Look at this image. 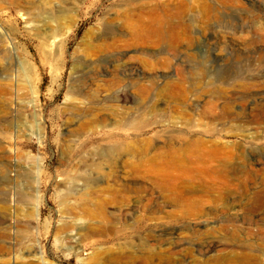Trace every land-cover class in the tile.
<instances>
[{
    "label": "rangeland",
    "instance_id": "374dc122",
    "mask_svg": "<svg viewBox=\"0 0 264 264\" xmlns=\"http://www.w3.org/2000/svg\"><path fill=\"white\" fill-rule=\"evenodd\" d=\"M155 17L162 20L163 41L157 37ZM135 27L148 30L149 36L138 39ZM143 82L158 88H151L146 103L136 90ZM1 85L12 92L0 93V109H8L0 114V244L12 242L4 234L6 226L12 236L33 226L32 236L25 233L24 246L39 247L49 264H110L105 257L101 263L90 259L93 249L138 243L167 230L164 237L171 242L183 240L176 260L191 264L197 257L218 264L210 258L219 251L201 257L195 243L235 231L256 245L263 242L259 228L264 226V206L259 203H264V120L251 109L256 102L264 105V0H0ZM246 86L253 88L245 91ZM149 107L160 111L152 116ZM192 135L217 141L218 148L233 144L244 150V159L229 160L241 171L236 178L214 175L225 186L223 196L204 204L205 214L197 217L182 213L186 206L170 204L151 180L133 175L116 145L124 137V142L141 137L151 138L156 146H182ZM94 186L124 189L128 199L108 209L129 213L130 221L116 225V236L90 234L85 242L79 213L84 200L99 202ZM21 192H34L37 205L21 200ZM207 192V186L191 180L179 188V195L196 200ZM4 198L10 200L9 210L3 209ZM31 208L33 217L28 219ZM154 208L164 210L155 214L162 219L145 221ZM230 218L234 226L227 225ZM62 220L69 222L65 232L59 231ZM189 227L200 231V240H194ZM78 243L81 250L70 258L58 250ZM232 248L238 254L248 252ZM9 257L4 255L7 262L0 264L23 263ZM173 260L155 258L154 263ZM223 264L242 263L230 258Z\"/></svg>",
    "mask_w": 264,
    "mask_h": 264
},
{
    "label": "bare ground",
    "instance_id": "6f19581e",
    "mask_svg": "<svg viewBox=\"0 0 264 264\" xmlns=\"http://www.w3.org/2000/svg\"><path fill=\"white\" fill-rule=\"evenodd\" d=\"M224 6H225V4H224ZM154 20L159 25V28L157 29V37L160 38V39L164 38L165 37V33H164V30L161 28L162 20H160L157 17H155ZM135 26H137V25H135ZM130 30H132V29H130ZM133 32L137 35V38L138 37H147V36H149L148 30H145V29H143L141 27L133 28ZM173 36H174L173 39L177 38V36H175V35H173ZM152 40H154V38ZM162 41H161V43H163ZM153 44H154V41H153ZM204 71H205V69H204ZM135 82H138V81H135ZM114 83H116V82H114ZM133 83L134 82H132L131 84H133ZM151 83L152 82H150V84ZM143 84H144V82L142 84H140V85L139 84L136 85V90L139 92L140 95H142L144 97L147 96L149 93L151 94V92H150L151 88H153L152 90H154V91L156 89H158V88H155L154 85L151 86V88H149V87H147V86H145ZM183 84H184V82H183ZM134 85L135 84H133V86ZM187 86H188V84H187ZM252 88L253 87H251V86H246L245 87V91H250ZM160 89H161V87H160ZM165 91H166V89H165ZM167 91L163 92V93H167ZM176 91H178V90H176ZM4 92H5V94L7 93L8 96H9L11 94V92H12V88L3 87V86L0 87V93H4ZM156 92H154V93H156ZM174 93H173V95H175ZM187 93H188V91H187ZM187 93H186V95H188ZM7 94H6V96H7ZM182 95L184 96V94H182ZM14 98H16V97H14ZM6 99H8V98H6ZM183 99H185V98H183ZM129 100H131V98ZM145 100H146V97H145V99L143 101L145 102ZM143 101H141V102L143 103ZM155 101H153V102H155ZM155 103H157V102H155ZM183 104H185V103H183ZM154 105L157 106L156 104H154ZM154 105L152 104V106H154ZM231 105H229V104L227 105V109L229 111H233V110H230V109H232ZM18 107H17V109H18ZM141 109H142V107H141ZM159 111H160V109H158V107H151V108L149 107L148 113L150 115H152V116H155V115L158 114ZM251 111H253L255 113V117L256 118H258L259 120L260 119L264 120V105L263 104H259L258 102H256L255 106L251 109ZM136 112H137V110H136ZM138 112H139V109H138ZM7 113H8V109L7 108L0 109V114H7ZM10 113H12V112L10 111ZM228 113L230 114V112H228ZM215 115H213V116H215ZM213 116H211V117H213ZM146 118H148V116ZM146 118H145V120H146ZM149 119H150V116H149ZM125 120H126V118H125ZM143 120H144V118H143ZM215 121H216V119H215ZM189 122H190L189 124L192 123V121H189ZM187 123H188V121H187ZM128 125H127V127H128ZM143 126H145V125L143 124ZM140 127L138 129H140ZM128 129H129V127H128ZM134 132H137V130L136 131L134 130ZM145 133H147V132H145ZM129 134L130 133H128V135ZM137 135H138V133H137ZM124 136H126V135H124ZM124 140H125V137H124V139L122 141L123 143L121 141H120L121 144L120 143H116L117 140H116L115 143H116V145L119 144L118 149H119L121 155H123L126 158H128L127 167L130 169V172L133 175H135V176H138V177H141V178H145V179H149L154 184H157L158 187L162 191H164L166 193L165 194L166 195L165 198L167 199V201L170 204L176 205V206H180V207L186 206L187 209L181 210V211H182V213H184L183 211H185V213L188 214V216H196V215H200L201 216V215L205 214V208L202 207L204 204H206V203L211 204L214 201L219 200V199L222 198V196H223V191L222 190L225 188V186L219 185L218 183H216L214 175L215 174H221L223 177H226V176H232V174H233L235 176V178H236V176L238 175V172H241V171H239V168H237V170H236L235 167L229 165V160L230 159H235V160L238 161V160L244 159V154H243L244 150H242L240 148V146L237 147V145H236V147H231L233 144L232 145L229 144V145H225V147H219L218 148V147H216V145H214V144L217 143V141L216 142H214V141H206L205 139H203L201 137H194L193 135L191 137H189L187 139V141H184L182 146H176V145H173V143L172 144L171 143H167L166 145H162V146L158 145V146H156V144L155 145L153 144V141L151 140V138H141L140 137V138H137L135 141H131V140L128 141V139H127V141H125V142H124ZM209 143H211V145H209ZM117 155H120V154H117ZM109 156L111 157V155H109ZM248 168L250 169V167H248ZM241 169H243V168H241ZM100 170L101 169H99V172H100ZM246 171L249 172V170H246ZM91 176H94V174L91 175ZM89 177H90V175H89ZM115 180H116V177H115ZM186 180H191V181L197 182V183L203 185L205 188L207 186V188H208L207 196L203 200H200V199L196 200V199H192V198H185V197L179 195V188L181 187V185ZM204 180L208 182V185L204 184ZM92 181H91V183H92ZM91 183L89 182L88 186H90ZM95 183H96V181L93 184H95ZM227 186H228V184H227ZM19 190H21V189H19ZM122 191H124V189L122 190V189H119V188L113 187V186H106L103 189H101V188L100 189H96L95 186L92 187L93 195L99 198V202H96V204L93 205V204L89 203V201L84 200L83 203H81V205H82L81 207L83 208L82 209L83 210L82 213L76 212V214L77 213L80 214L79 215V217H80L79 219H81V220H79V221L84 222L83 224L81 222H79V221H78L79 224L76 222V224L80 225V223H81V225H82V226H79L80 227L79 228L80 231L81 230L82 231L85 230V233H84L85 235L84 234L82 235L83 241L86 242V240L90 237V234H92L93 236H97V235H99V234L101 235L103 233H105V234L106 233H110V234H113V236H116V235H114L115 234L114 232H115V228H116L117 224H125V225L127 224L128 225V223L130 221V217H128L129 213L128 214L127 213L126 214H122V215L120 213V215H117L118 213L116 214L114 212L109 211V209H108L109 206H115V204H118L120 202V199L121 200L123 198L125 200L128 199V197H126V195L125 196L123 195ZM2 192L3 191H1V193ZM127 192H131V191H127ZM33 193H28V192L27 193H24V192L22 193L21 192L19 194V196H20L21 200H24V201L28 202L31 205H37V204H34L36 202H35V197L33 196ZM62 193H61V195H62ZM259 194H261V192ZM5 196H7V195H5ZM2 200H4V205L1 204L3 206V209L9 210L10 206L8 204H9L10 200L8 198H4ZM146 200H148L149 203L152 201L151 198H146ZM149 203H147V204L149 205ZM259 204L260 205L262 204V207L264 206V203H259ZM33 208L36 209V207H33ZM33 208H31L32 212L29 215H27L28 219H31L33 217V215H31V214L34 213V209ZM225 209H227V207H225ZM150 211H152L150 213H153V214H150V215L148 214V216L146 215L147 217L145 216L146 218H144L145 221L156 222V221L162 219L159 216H155V214L164 212L163 209L154 208V209H152ZM184 214L182 216H184ZM171 215L167 214V216H169V218H170ZM73 216H75V214ZM143 216L144 215H142L140 217V219L143 220V218H142ZM66 217H67V219H70V220L73 219L70 216H66ZM131 219H132L133 222L137 223L136 222L137 221L136 217L131 216ZM63 220H62V222H63ZM74 220H75V218H74ZM170 220H172V219L170 218ZM176 220H178V219H176ZM234 221L235 220L233 218L227 219V223H228L227 225L228 226L229 225L234 226V223H235ZM61 223L59 225H61ZM248 224L251 225V226L253 225L252 222H249ZM68 225H69V222L65 220V222H63L62 227L59 229V231L60 230L64 231V232L67 231L66 229H67ZM29 226H30V224H29ZM5 228H7V229H5V231H4L5 233L4 234H6L5 236L8 235L7 236L8 239L9 240L11 239L12 242L11 243L5 242V245L0 244V261H4V263L7 262V261H5L6 258L5 257H4L5 259L3 258V256L5 255V256L12 257L14 260H17V259L21 260L23 262L22 264H31L32 262H34V263L36 262V263H39V264H49V262L47 261L46 257L43 256L41 254V252L39 251V247H36V248L33 249L31 247L33 245H31V244L26 245V247L24 246V244H25L24 243L25 233H27L28 236H32L33 228H34L33 226L30 228L31 231H22V232L20 231V232L14 234V236H12L11 234H7V232L10 231V227L9 226H6ZM34 230H35V228H34ZM187 230L195 238L194 240L196 242L198 240H200V231L198 229L189 227V228H187ZM70 231L72 232V230H70ZM259 232L264 235V226L259 228ZM82 233L79 232L78 234L81 235ZM167 233H168V231L164 230L162 232V234L158 233V235H156V236L151 235V234H149L148 236L146 235L147 238L141 239L140 242H138V243H133L132 241H130V242L125 241V243L118 245V247H116V248L114 246L113 247H107V248H105V246H103L104 248H101L102 247L101 246L100 248L93 249V250H95V252L94 253L91 252L90 259H93L94 261H96V263L103 262V260H105L104 259V257H105V258H107L106 261L108 263H110V264H155L154 263V259L155 258H157L159 261H164L166 263L167 262L170 263V262H172L173 258L175 257V260H173V263L175 262L174 264H188L186 259L185 260H183V259L176 260V257L178 255H181L183 250H184V248H183L184 244L182 243L183 240L178 238L177 241L171 242L169 240V238H165L164 237V235L167 234ZM73 234H75V232ZM171 234H173V233H171ZM61 236H63V235H61ZM122 236H124V234ZM214 236L215 235H213L211 237L208 236L210 238L208 242L203 243L204 242L203 241L202 243H195L196 248H197L196 252H197V254L199 256L205 257V256H209L208 254L211 253L212 251H219V254L211 255V258H210L211 261H214V262H216L218 264H223L224 262H226L230 258H237L238 260H240V262L242 264L243 263H245V264L246 263L264 264V239H263L262 243L256 245L255 243H253L254 241L252 242L250 239H246V238L242 237V235L237 233V231H235L234 233H227L223 237H216V236L214 237ZM78 237H79V235H78ZM59 239H60V237H59ZM93 240H94V243H95L97 239L96 240L93 239ZM102 240H103V237H102ZM207 240H208V238H207ZM27 241H28V239H27ZM98 241H100V240L98 239ZM7 244L9 246H7ZM83 244H85V243H83ZM204 244H207V245L205 246ZM57 245L60 246V244H57ZM163 245H167V247L165 246V247L162 248ZM233 245L235 247H237V248H245L248 252L244 253V254H238L237 252H235L233 250V248H232ZM64 246H66L65 243H64ZM71 246L72 247L70 249H68L67 251L62 249L63 246L62 247H58V250H59V252L65 253L66 256L70 258L71 256H75V252H78L79 250H81L82 243H78L77 246H73L71 244ZM67 247H68V244H67ZM75 248H76V250H75ZM23 249L27 250V252L23 253L22 252ZM181 249H182V251H180ZM194 260H195V261H193L194 263H191V264H207V259H202V258H197L196 257V258H194ZM189 261H190V259H189ZM18 262H20V261H18Z\"/></svg>",
    "mask_w": 264,
    "mask_h": 264
}]
</instances>
